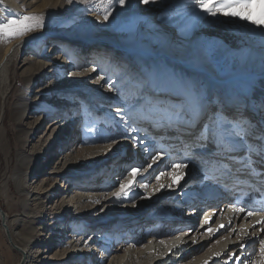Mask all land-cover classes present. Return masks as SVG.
I'll use <instances>...</instances> for the list:
<instances>
[{
    "label": "rangeland",
    "instance_id": "obj_1",
    "mask_svg": "<svg viewBox=\"0 0 264 264\" xmlns=\"http://www.w3.org/2000/svg\"><path fill=\"white\" fill-rule=\"evenodd\" d=\"M12 1L14 2V5L20 7V9L18 12L15 11L7 18H17L16 16L22 17L27 14L34 16L36 13H30L35 12L36 7L38 11L42 12L39 17H43L44 21V27L41 28L40 31L44 30L53 33V35H50V37L47 38L49 41H44L43 43H34L21 49L19 52H16L14 59L8 66V92L4 98H0V140L3 142L5 147V152H2L0 149V204L3 209L8 212L9 220L16 221L18 223V219H20L19 225L16 227L17 230H35L34 235H37V242H39V240H43L44 238H38V234L40 235L42 231L38 230V227H40V222L39 219L35 217V213L39 212L38 215L40 216L41 211L48 204V201H46V194L41 195V197L37 199L35 205L31 204L32 206H29V208L24 212L23 200L25 197L22 194L28 193V191L24 190L22 192L21 189H18L20 188L18 186L24 179L30 161L35 158V156H38V150L42 148L44 149L46 146H48V144H51L52 146L58 138L62 140L64 137L63 132L67 129L69 124L63 125L62 128L58 129V131L54 133V136L50 137L47 143L44 141L41 145L36 146L34 151L31 150V144L28 146L27 150L24 148L23 151H27V153L24 159V164L21 165L20 159L18 158V152L22 150L24 146V135L29 131H33V135H37V138H39L38 135H42L41 133L45 132L47 129V123L52 118H47V120L38 127L35 125V123L36 117H39L40 113L35 112L31 113L30 119H26L24 121L21 120L19 123H16L14 121L15 116L22 110L16 105L19 103H24L26 105L27 103L28 106H31V100L34 101L39 97H43L44 99L39 98L41 100L40 103L42 104V110L54 111L57 110L58 105L65 101L54 103L50 102L49 99L46 98L49 96L50 98H53L54 95L52 92L49 93V91L57 87L55 85H52L51 88L47 87L46 81L43 80V73L40 72L41 69L38 68L36 62H31L30 65L24 67L23 69H21L20 66L28 56L29 52H32L33 50H39L41 52V56L43 57L39 58L40 55H37L38 60L45 61L47 59V61H50L52 60V57L54 58V55L58 53L65 54L69 57V59H73V65L71 69L67 70L66 72L59 69L54 73V76H59L60 74L61 76L63 75L61 78L63 81L68 80L70 76L68 73H74L75 71H79V73L83 72V69L81 71L79 70L80 67H86L89 64H95L97 66L104 59L108 62L106 65V70L101 75L105 77L108 76L107 72L110 68L109 64H113L112 60L116 57L115 54L112 53L114 49L109 51L110 49H107L105 45H94L85 48L81 47L79 43H71L67 40V36L70 35V32L72 35L69 36L68 39L73 40L76 36L80 35L81 32H85L86 30H97V32L101 31L98 27H95L94 29L88 28L91 25L88 23L86 18L87 15L99 17V19L104 24L103 27L109 28L114 33L126 34L130 36L128 37L130 38L128 41H122L123 45L125 46L140 45L147 48L152 46L157 47V51L164 49L165 54L167 55L163 57V61L165 62V64H162L163 76L161 79H159L158 83L160 84L164 81H167L170 88L172 87L174 81L181 82V78L176 71L177 68L174 67L175 65L172 66L174 63L171 60L172 58H180L181 60H195L197 66H211L217 72L216 78L220 80L226 79L228 75L232 74H253L255 76L254 79L247 82L245 85H242L243 89H245V93L242 87L239 85L229 82L215 83L208 77L209 75L204 73H199L192 77V79L189 81V87L201 95L209 108L213 106L223 107L238 120L243 119L245 121L252 122V118L255 116L254 114L258 115L261 113L253 122L254 125L252 126L249 140V143L252 145V147L255 146L254 148H259L260 144L255 142L253 139L260 138L261 135L264 134V125L261 124L263 128L261 127L260 130L258 129L260 127V122H263L261 120H264V103H258L257 105L255 104L256 113H253L249 111L250 108L248 107L247 100L244 101L242 98V95H245L247 90L251 92L253 87L257 93L262 90L264 93V87L259 89V85L264 83V34H262L261 31L254 25L239 21L238 19L224 17L212 18L205 16V14L199 12L198 9L194 11L193 5L189 2V0H163L162 3L155 5H144L139 3V0H130V3H128L123 9L119 8L117 5L113 12V16L109 18L108 22L103 21L104 6L99 2V0H72V3H68L67 0H25L22 3L19 1L16 2V0ZM197 16L203 17V19L198 20ZM172 30H176V33L174 34L173 38H169V33L173 34ZM222 35H227L234 46L224 43L219 38ZM13 40L15 39H12L10 42ZM145 41L146 44L142 45V43ZM8 43L9 42L0 41V49L3 44ZM54 44L60 45V51H55L52 57H49L51 46ZM198 55H203L204 58L199 59L197 58ZM90 57H93L95 60L92 61ZM121 58L122 59L118 58L115 61V64H113H120V66L116 68L114 76H112L106 83L102 85V88L99 92L95 93L97 96L95 100L88 97L87 95L80 98L75 97L72 101L80 104L77 108H74L75 111H71L70 109V111L67 113V117L68 120L73 117L78 118L77 124L74 126V122L71 124L73 131L76 130V133L70 134L71 136L74 135L76 138V143L82 149L77 154L74 162L76 164H82L79 166L80 169L86 168V170H89L87 173L89 176L94 174L97 175L96 179L99 177V182L101 180L102 183L105 184L104 187L103 185H100L98 191H106L111 198V201L109 202L110 208L108 210L101 212V206L99 209H97V211L88 213L90 218L86 217L88 220V225H86L91 226L90 224L92 222H95L97 219L100 221L101 219L107 218V216L120 215L126 206H128L127 210H130L129 217L137 219V216H139L138 218H143V220L148 218L153 221L152 223H145L139 228L133 229V226L132 228H126L125 235L128 237L130 234L126 233L129 231L134 233L136 232L137 234H145V231L148 230L160 232V230L165 228L164 225L166 223L168 225L167 220L170 218H172V220H176V217H179L182 218L181 221H183L187 216L191 217L192 215H188L186 205L180 206L179 204H170V207H166L164 201L159 199L160 195L157 191H155L157 188L155 176L158 175L159 172L153 174V180H148V182L147 180L145 181V174L148 175L151 171V169L147 168V165L151 163V156L154 155V152L145 155L143 154L141 156V159L144 160L141 163L142 165L135 166L144 169L139 173L138 179L142 180L144 183L147 182L149 187L144 189L137 185L130 193L129 199L118 201L111 195V193L118 190L119 182L130 169L121 170L120 167H117V171L110 174L109 176L106 175L107 177L99 176L98 174V169L101 166V163L98 162L106 157L105 155L108 151L106 149L110 144L111 139H117V143L111 144L109 150H112L108 155L115 153L118 148H122L124 145L123 142L125 140L123 137L125 135H130V133L133 132L132 127H128L129 124H133V120L135 121L133 126L138 129L142 127L144 128L146 124L149 123L146 114L140 108H137L138 106H135L137 102V92L139 91L140 86L149 77L146 71V64L136 55L127 56L126 53H123V57ZM175 64L179 66V68L182 67V65L177 64V62H175ZM173 69L176 72H174ZM71 82L72 81H70V83ZM110 83L115 84L114 89L110 90L108 86ZM209 87L213 89L208 91L207 89ZM117 107H120L122 110H124L126 117L131 115L133 120L120 122L119 117H116L115 114V109ZM100 108H106L107 111L100 112ZM258 121L260 122L257 123ZM156 127L158 128L157 131L160 132L159 136H162V133L165 135L170 134L168 127L167 129L166 126L165 129H162L163 126L160 125H156ZM196 130L198 129H195V131ZM176 131L180 133H186L180 129H176ZM132 135H135L138 138H146L140 136L139 134ZM32 139L33 137L29 140L31 141ZM46 139L47 138H45V140ZM62 144H65L66 147L63 148ZM62 144L57 150L56 154L51 158L47 166L44 161H40L39 156L38 160H34L30 166L38 167V164L44 165L43 170L45 171L36 176L35 180L37 183L39 182V178L40 181L43 180V178H52V175H50L48 172L56 164L57 158L59 159L61 154L73 146L72 142H63ZM130 144L131 146H129ZM100 145H103V147H95ZM193 145L196 144L192 142L190 145H185L183 151L186 154H190L189 150ZM128 146L129 149L131 147L132 150L133 147L131 140ZM94 150H99V152L96 154ZM191 156L192 154L187 155V157L190 158V161ZM205 156H207V154ZM114 164V162H110L108 166L110 167ZM170 164L171 162L169 165ZM73 166L74 164H70L67 170L69 169L70 171H74L72 168ZM168 166L161 171L167 170ZM229 166L234 171L240 169L238 166H231L228 161L226 165L215 167L216 172L221 173L223 170H227ZM257 168H260V166H257ZM106 169H108V167ZM91 170L93 171L91 174H89ZM212 172L213 171L211 170V173ZM30 174L32 176L35 175V171L32 168ZM167 178L168 177L166 176L162 177L161 179L166 181ZM50 180L51 179L46 181V188L51 187L53 180ZM86 183L90 184L92 182L90 179H88L87 181H83L80 184L82 185ZM108 183H111V186H108ZM252 185L253 184H251L248 188V190L251 192L253 189ZM172 189L179 192L181 190L187 189V187L184 186V181H182L179 186L173 185ZM192 189H194V191L190 192L188 195L193 197L194 201L195 198L199 197L198 199L200 200L197 204L201 205V211L199 212V215H197L194 224L196 226L199 223L201 214L209 207L210 204H205L210 199L204 197L206 192H204L205 189H201V186L196 185L195 188H191L190 190ZM150 191L156 195L151 194ZM165 191L166 188L164 189V192ZM234 191V195H229L231 196V199L234 198L238 192H236V190ZM70 194L71 191H69V195ZM149 196L150 198H141ZM54 212L59 213L60 210H53L51 215H53ZM54 216L58 217V214ZM162 218H166L165 221L161 220ZM217 220L218 219H216V221ZM84 222L86 223V221ZM84 222H80L78 227H75L76 229L72 228L73 232H70L69 236L66 237L65 242H63V246H65L66 249L68 247V243L72 242V239L74 238L72 233L74 232L81 233L85 231L87 234H90L91 232L98 233V235H102V239L93 244L94 249L96 250H91L93 247L88 248V252L86 253L89 254H87L85 260L83 259L84 261H81V264H107L108 261L103 263L99 262V260H101L100 255H111L113 253V249L117 244L114 242L112 233L114 234V231L117 230L118 225L115 224L111 225L110 227H104L102 224H99L96 228L87 229ZM42 223L43 225H46L48 222L43 221ZM184 223L185 222H183V224ZM58 225L53 226L52 229H49V235H56L58 233L52 231L58 229ZM1 226L2 223L0 220V264H17L19 261V255L17 254L16 250H13L10 247L8 238L6 237ZM64 227L65 226H62V231L60 232L65 230L66 233L67 229H64ZM186 228L188 227L186 226ZM148 237L149 236H147V238ZM197 240L200 241L201 237H197L191 242H187V244H189V246L196 245ZM25 244H27V242ZM35 244L36 243H32L29 246L32 254H34V252L40 248L35 246ZM56 251L57 249L55 248L51 253L46 254V256L48 255L49 258L54 257ZM246 252L248 257L252 258V260L260 259L258 244L255 245L254 248L252 246L246 247ZM43 256L44 255H42V257ZM230 256V254L227 255V257ZM234 257L235 255H232V259H230L228 262L231 263L234 260ZM86 260L89 262L86 263ZM223 262L225 263V259ZM55 263L56 262L52 264ZM67 264H70V262ZM161 264L167 263L163 262Z\"/></svg>",
    "mask_w": 264,
    "mask_h": 264
},
{
    "label": "bare ground",
    "instance_id": "obj_2",
    "mask_svg": "<svg viewBox=\"0 0 264 264\" xmlns=\"http://www.w3.org/2000/svg\"><path fill=\"white\" fill-rule=\"evenodd\" d=\"M18 1L22 3L25 0H16V2ZM19 9L20 7L15 6L12 0H0V20L8 19L7 17H9V15H12L15 11L18 12ZM33 13H36L34 16L39 17L42 12L38 11V9L35 7V12H31L30 14ZM86 18L88 23L91 25L88 27L89 29L98 27L101 31L97 32V30H86L85 32H81V34L76 36L73 40L68 39L69 36L72 35L70 32V35L67 36L68 41L71 43H79L81 47L85 48L94 45H105L107 49H110L109 51L114 49L112 53H114L116 57L112 60L113 64H115V61L118 58L122 59L121 57H123V53H126L127 56L136 55L146 64V71L149 76L146 81L155 79L157 84H159L158 81L163 76L162 64H165L163 57L167 55L165 54L164 49L157 51V47L152 46L149 48L140 45L125 46L123 45L122 41H128L130 39L128 37L130 36L126 34H117L111 31L109 28L103 27L104 24L99 19V17L87 15ZM40 30L41 29H37L36 31L28 33L23 37L16 38L8 44L2 45L0 49V98H4L8 92V66L14 59L16 52H19L21 49L34 43H43L44 41H49L47 38H49L50 35H53V33ZM172 32L173 34L169 33V38L174 37L176 30H172ZM219 38L224 43L234 46L227 35H222ZM145 44L146 41L142 43V45ZM60 48L61 47L59 44H54L51 46L49 57H52L55 51L59 52ZM37 55H40L39 58L43 57L41 56V52L39 50H33L32 52H29L20 68L23 69L24 67L30 65L31 62H36L38 68L41 69L40 72L43 73V80L46 81L47 87L51 88L52 85L57 87L49 91V93L52 92L54 95L53 98H50V96L46 98H48L50 102L54 103H58L60 101H65L67 103H61L58 105L57 110L54 111L42 110V104L40 103L41 100L39 98L44 99L43 97H39L34 101L31 100V106H28L27 103L26 105L24 103H19L16 105L18 108L22 109L15 116L14 121L16 123H19L21 120L24 121L26 119H30L31 113L35 112L40 113V116L36 117L35 123V125L38 127L43 124L47 118H52L47 123V129L45 132L41 133L42 135H38L39 138H37V135H33V131H29L24 135L25 143L22 150L18 152V158L20 159L21 165H23L27 153V151H23L24 148L27 150L28 146L31 144V150L34 151L36 146L41 145L44 141L47 143L50 137L54 136V133H56L58 129L62 128L63 125L66 124L69 125L63 132V139L60 140L58 138L52 146L51 144H48V146H46L44 149L42 148L38 150L37 155L39 156L40 161H44L47 166L63 142H72L73 146L61 154L59 159L57 158L56 164L54 166L52 165L53 167L48 172L50 175H52V178H43L41 181L39 178L38 183L35 180L36 176L45 170H43V164H38V167H30L34 160H38V156H35V158L30 161L24 179L18 186L20 187L18 189H21L22 192L24 190L28 191V193L22 194L25 197L23 200L24 212L29 208V206L31 207L32 205H35L37 199L40 198L41 195L46 194V201H48V204L43 208L40 216L38 215L39 212L35 213V217L39 219L40 222V227H38V230L42 231L40 235L38 234V238L43 237L44 239L39 240L40 243L37 242L38 239L36 237L37 235H34V229L17 230L16 227L19 225L20 219H18V223L16 221L9 220L8 212L5 211L0 204V220L2 223L1 227L8 238L10 247L13 250H16L17 254L19 255V261L17 264H52L54 262H56L55 264H67L69 262L70 264H81V261H84L85 257H87V254H89L86 253L88 252V248L93 247L91 250H96L94 249L93 244L100 241V239H102V235H98V233L95 232H91L90 234H87L85 231L81 233L74 232L72 233L74 238L72 239V242L68 243V247L66 249L65 246H63V242H65L66 237L69 236L70 232H73L72 228L76 229L80 222L83 223L86 221V223H84L85 225L87 224V218H90L88 213L97 211V209H99L101 206V212L108 210L110 208L109 202L111 201V198L106 191H98L100 185H103L104 187L105 184H103L101 180L99 182V177L96 179L97 175L94 174L89 176L87 174L89 170H86V168L80 169L79 166L82 164H76L74 162L77 154L82 149L76 143V138L74 135L71 136L70 134L76 133V130L73 131L71 124L73 122V126L77 124L78 118L73 117L68 120L67 113L70 111V109L71 111H75L74 108H77L80 104L72 101L75 97L80 98L87 95L88 97L95 100L97 97L95 93L99 92L102 88V85L106 83L112 76H114L116 68L119 67L120 64H109L110 68L107 72L108 76L105 77L101 75L106 70V65L108 62L104 59L97 66L95 64H89L86 67H80L79 70L81 71L83 69V72L79 73V71H75L69 76L67 81H63L61 80L63 75L61 76L60 74L59 76H54V73L59 69L63 70L64 72L71 69L73 65V59H69V57L65 54L58 53L54 55V58L52 57V60L47 61L46 59L45 61H42L38 60ZM197 58H204V56L198 55ZM90 59H92V61L95 60L93 57H90ZM171 60L174 62L172 66L175 65L174 67L177 68L176 71L181 78V83L187 86L190 85L189 81L192 79V77L199 73L209 75L208 77L215 83H234L241 86L242 89V85L252 81L255 77L253 74H232L228 75L226 79L220 80L216 78L217 72L211 66H197L195 60H181L180 58H172ZM175 62L182 65V67L179 68ZM93 67L97 69L96 72L92 71ZM98 74L102 78L93 79V77L97 76ZM70 81L72 82L70 83ZM212 89L213 88L209 87L207 90L210 91ZM243 91L245 93V89H243ZM135 106H138L137 102ZM137 108L140 107L138 106ZM102 111H107V109L100 108V112ZM254 115L255 116L252 118L251 122L252 126L254 125L253 122L258 116L256 114ZM261 121L263 122H257H260V127L258 128L259 130L262 127L261 124L264 125V120ZM162 129H165V126H163ZM157 130L158 128L155 124L150 125L148 123L144 128H140L138 132L130 133V135L139 134L142 137H146L143 138V146H138L134 149L132 148V150L131 147L129 149L131 144L128 146L130 139H125L122 148H118L115 153L110 155L108 154L112 149L109 150L110 147H107L106 150L108 151L106 155L104 154L106 157L100 161L96 159L99 161L98 163H101V166L98 169V174L99 176H109L110 174L117 171V167H120L121 170L131 169L132 167L142 165L141 163L144 160L141 159V156L143 154L145 155L154 152L155 155L158 152L163 153L161 159L153 164L150 173L148 175L145 174V181L147 180L148 182V180L154 179L152 177L153 174L163 170L169 165L170 162H172V160H175L178 157L183 158L192 154L189 168L185 169L186 176L183 180L184 186L187 187V189L177 192V190L172 188H166V191L164 192V188L158 191V194L160 195L159 199L164 201L166 207H170V204H179L180 206L186 205L188 215L192 216H187L183 221H181L182 218L179 217H176V220H172V218H170L167 220L168 225L166 223L164 225L165 228L160 230V232L148 230L145 231V234H137L136 232L134 233L129 231L126 233L130 234L128 237L125 235L126 228H132V226L133 229L139 228L145 223H152L153 221L148 218L143 220V218H138L139 216H137V219L129 217L130 210H127L128 206H126L120 215L107 216V218L101 219L100 221L97 219L96 221L98 222H92L90 224L91 226H87V224V229L96 228L99 224H102L104 227H110L111 225L115 224L118 225L117 230L114 231V234L112 233L114 242L117 244L113 249V253L111 255L101 254V260H99V262L103 263L108 261L107 264H161L163 262L167 264H205V261H207L208 264H223L225 257H227L229 254L231 255L230 257H232L234 253L240 257L241 261H243L246 257H248V254L246 252V248L245 250H240V246L242 244H249L251 240L264 237V232L260 231V225L256 223L258 220L264 217V213L248 217L246 212H237L234 205H247L249 208L264 207V177H262L260 174V168H257L256 171H252L251 169L244 168L243 165L238 161L229 160L231 166L240 167L238 172L236 173L234 170L231 172L223 170L221 173H218L216 172L215 167L212 168L207 164L205 159V155L207 154L206 151L199 150L201 155L195 156L194 153L198 150L196 145H193L189 150L190 154H186L183 151L185 145H190L192 142L195 143L187 133H180L175 130V132L170 131V134L165 135L162 133V136H159L160 132ZM193 131H195V129ZM32 137L33 139L30 141L29 139ZM45 138L47 139L45 140ZM253 140L259 144L262 143L260 138H255ZM62 147L65 148V144H62ZM95 147H103V145ZM254 147L255 146H253V148ZM145 148L149 150L145 151ZM0 149L2 152H5V147L1 140ZM94 151L96 154L99 152V150ZM239 154L241 156L244 155L243 152L237 153V155ZM253 157L256 158L255 154H253ZM110 162H114L115 164L109 167L108 165ZM70 164H74L72 167L74 171H70L69 169L67 170ZM107 167L108 169H106ZM31 168L35 171L34 176L30 174ZM241 168L247 170H243ZM211 170L213 171L212 173ZM92 171L93 170H91L89 174H91ZM205 173H207L208 179L204 178ZM49 179H51L50 181L53 180V182L51 187L46 188V181ZM88 179H90L92 183H86L82 185L80 184L81 182L87 181ZM245 179L249 180L246 184L243 183V180ZM158 183L168 185L171 183V180L170 178H167L166 181L161 179L159 182L156 181L157 186ZM251 184H253L252 192L248 190ZM196 185L201 186V189H205L204 192L206 193L204 194V197L210 199L205 205H210L201 214L199 223L195 226L194 224L196 217L201 211V205L197 204L199 203L200 199H198V197L195 198L194 201V198L188 194L194 191V189H190L195 188ZM108 186H111V183H108ZM234 190L238 192L234 198L231 199V196L229 195H234ZM69 191H71L70 195ZM150 193L156 195L152 191H150ZM57 209H59L60 212H54L53 215H51L53 210ZM57 214L58 217H55L54 215ZM165 219L166 218H162L161 220L165 221ZM216 219L218 220L216 221ZM206 220L208 221L207 223L205 222ZM43 221H47L48 223L43 225ZM183 222L185 223L183 224ZM57 225L59 228L52 231L58 233L56 235H49V229H52L53 226ZM221 225H224V227L221 228ZM62 226H65L64 229H67L66 233L65 230L60 232L62 231ZM186 226L188 228H186ZM209 228L212 229L211 232L208 231ZM147 236L149 237L147 238ZM197 237H201V240H197L196 245L189 246V244H187V242H191ZM26 242L27 244H25ZM32 243H36L35 246L40 247L34 252V254H32L31 249H29V246ZM55 248L57 251L54 257L49 258L48 255L46 256V254L51 253ZM42 255L44 256L42 257ZM259 257V260H252V258L248 257L250 264H262V262H264V257H261L260 254ZM87 262L89 261L86 260V263ZM228 264H233V261L231 263L228 262Z\"/></svg>",
    "mask_w": 264,
    "mask_h": 264
},
{
    "label": "snow or ice",
    "instance_id": "obj_3",
    "mask_svg": "<svg viewBox=\"0 0 264 264\" xmlns=\"http://www.w3.org/2000/svg\"><path fill=\"white\" fill-rule=\"evenodd\" d=\"M67 2L72 3V0H67ZM99 2L104 6L103 21L108 22L109 18L113 16L115 7L118 5L123 9L130 3V0H99ZM162 2L163 0H139V3L144 5H155ZM189 2L193 5L194 11L198 9L205 16L238 19L254 25L264 34V0H189ZM197 19H203V17L197 16ZM43 27V17L38 16L24 15L0 20V41L10 42L12 39L23 37ZM92 71L96 72L97 69L93 67ZM71 74L68 73V75ZM101 78L99 74L93 77V79ZM108 86L110 90L115 88L114 83H110ZM136 101L148 117L150 125L166 126L171 132H175L176 129L185 131L198 149L194 155H201L199 150L206 151L205 159L210 167L226 165L229 160L238 161L244 168L252 171H256L257 166H260V174L264 177V134L260 137L262 143L259 148H253L249 143L252 130L251 121L238 120L223 107L209 108L199 93L179 81H174L171 88L167 81L160 84H157L155 79L145 81L137 92ZM115 114L116 117H119L120 122L133 120L131 115L126 117L124 110L120 107L115 109ZM134 124L133 120V124H129L128 127H132L133 132H138L139 129L134 127ZM194 129L198 130L193 131ZM123 138L130 139L133 148L144 145L143 138H138L135 135H125ZM115 143H117V139H111L108 147ZM144 150L148 151L149 149L145 148ZM239 152H244L245 155H237ZM253 154L256 158L253 157ZM162 155L163 153L158 152L151 156V163L147 165V168L151 169ZM190 162V158L187 156L172 160L167 170L161 171L155 176L157 182L167 176L171 183L168 185L158 183L155 191L158 192L164 188L171 189L173 185L179 186L185 179V169L189 168ZM142 170L144 169L139 167H132L128 170L119 182L118 190L113 191L111 195L116 200L123 201L130 198V193L137 185L147 189L149 184L138 179ZM231 171L229 166L227 172ZM204 178L208 179L207 173ZM141 198H150V196ZM234 207L237 212H246L248 217L264 213V207L249 208L247 205H234ZM256 223L260 225V231L264 232V217ZM223 227L224 225H221V228ZM208 231L211 232L212 229L209 228ZM257 244L260 256L264 257V237L251 240L247 245L242 244L240 250H245L248 246L254 248ZM230 259L232 257H226L225 264H228ZM205 264L208 262L205 261ZM233 264H250V260L246 257L241 261L240 257L235 255Z\"/></svg>",
    "mask_w": 264,
    "mask_h": 264
},
{
    "label": "trees",
    "instance_id": "obj_4",
    "mask_svg": "<svg viewBox=\"0 0 264 264\" xmlns=\"http://www.w3.org/2000/svg\"><path fill=\"white\" fill-rule=\"evenodd\" d=\"M259 86H260L259 89H261V87L263 88L264 87V83H261ZM251 98L254 101V104L264 103L263 102V99H264L263 90L259 91V93H257V91L254 90V87H253V89L251 91Z\"/></svg>",
    "mask_w": 264,
    "mask_h": 264
}]
</instances>
